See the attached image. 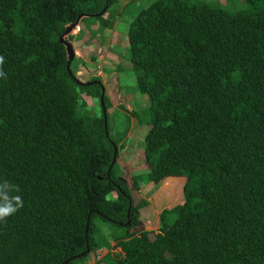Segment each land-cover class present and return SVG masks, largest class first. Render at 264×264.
I'll return each mask as SVG.
<instances>
[{
	"label": "trees",
	"instance_id": "trees-1",
	"mask_svg": "<svg viewBox=\"0 0 264 264\" xmlns=\"http://www.w3.org/2000/svg\"><path fill=\"white\" fill-rule=\"evenodd\" d=\"M113 1L0 0V180L23 200L0 221V264H63L88 250L67 263L77 264L112 249L107 264H264V6L155 0L128 25L129 70L149 100L147 172L133 188L164 180L172 203L185 180L156 233L116 163L127 129L111 136L103 97L105 134L103 109L80 104L100 98V79L79 82L75 57L67 68L64 42L90 19L111 28Z\"/></svg>",
	"mask_w": 264,
	"mask_h": 264
},
{
	"label": "rangeland",
	"instance_id": "rangeland-1",
	"mask_svg": "<svg viewBox=\"0 0 264 264\" xmlns=\"http://www.w3.org/2000/svg\"><path fill=\"white\" fill-rule=\"evenodd\" d=\"M153 1L155 0H114L112 6L102 18L105 21H111L112 27L105 28L98 21L90 19L89 22H86L87 24L90 23L88 27L81 25V38L78 41H73L72 47L74 57L79 59L74 77L82 83H90L91 79L99 78L104 88V98L108 105L105 111L111 136L119 138L122 132L127 129L126 135L116 146V163L120 175L133 193L135 202L140 199L148 202V205L139 211V219L143 223L144 229L157 233L160 212L165 208H171L181 203L183 200L181 195L182 181L179 180L177 183V191L180 192V197L172 203H170V193L167 192L166 188L164 189L166 184L164 181H161L152 190L143 189V191H138L133 188L132 177L147 172L143 161V142L149 129V123H145L146 120L140 110L149 104V100L146 95L138 92L136 76L129 70L130 64L127 57L128 25L141 9L147 7ZM185 1L192 4L220 7L230 12L258 9L264 6V0ZM80 104H84V108L89 110L92 115L98 117L101 115L100 98L83 94L81 95ZM135 112L139 113V117H134ZM172 186L174 184H170V188ZM115 197V193L108 196L110 199ZM101 221H97V225L102 228L106 236H109L105 224ZM107 253L114 258L119 250L112 249L110 252L101 250L95 255L87 256L83 262L77 264H107L104 260H101Z\"/></svg>",
	"mask_w": 264,
	"mask_h": 264
},
{
	"label": "clouds",
	"instance_id": "clouds-1",
	"mask_svg": "<svg viewBox=\"0 0 264 264\" xmlns=\"http://www.w3.org/2000/svg\"><path fill=\"white\" fill-rule=\"evenodd\" d=\"M5 63L3 56H0V66ZM0 78L6 79V73L0 70ZM19 188L9 180H0V221L16 213L23 207L22 196L19 195Z\"/></svg>",
	"mask_w": 264,
	"mask_h": 264
},
{
	"label": "water",
	"instance_id": "water-1",
	"mask_svg": "<svg viewBox=\"0 0 264 264\" xmlns=\"http://www.w3.org/2000/svg\"><path fill=\"white\" fill-rule=\"evenodd\" d=\"M105 10H106V9H104L103 12H105ZM70 30H71V29H68V30L66 31V33L69 32ZM66 33H65V34H66ZM60 42H64V41H63V37L60 38ZM64 44H65L66 51H67V54H68V57H69V62H68V65H67V68H69V66H70V62H71V60L74 58V51H73V47H72L71 45H69L68 43H65V42H64ZM69 74H71V72H69ZM103 97H104V88L102 87V88H101V94H100V101H101V105H102V109H103V114H104V128H105V134L108 136V133L106 132V116H105V111H104V106H103ZM115 159H116V155H115V153H114L113 161H112V165L114 164ZM87 226H88V223H87ZM87 252H88V250L86 251V253H87ZM86 253H83V254L78 255V256H76V257H72V258H70L68 261L64 262L63 264H67V263H68L69 261H71V260H74V259H76V258H79V257H81V256H83V255H86Z\"/></svg>",
	"mask_w": 264,
	"mask_h": 264
},
{
	"label": "crops",
	"instance_id": "crops-1",
	"mask_svg": "<svg viewBox=\"0 0 264 264\" xmlns=\"http://www.w3.org/2000/svg\"><path fill=\"white\" fill-rule=\"evenodd\" d=\"M167 179H168V178H167ZM181 179H183V178H181ZM163 181H164V180H163ZM181 181H182V183H181V186H182L185 180H184V181H183V180H181ZM158 224H159V223H158Z\"/></svg>",
	"mask_w": 264,
	"mask_h": 264
}]
</instances>
